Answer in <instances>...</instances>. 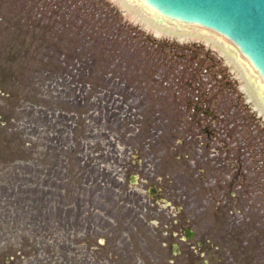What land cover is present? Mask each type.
Instances as JSON below:
<instances>
[{"label":"rangeland","instance_id":"1","mask_svg":"<svg viewBox=\"0 0 264 264\" xmlns=\"http://www.w3.org/2000/svg\"><path fill=\"white\" fill-rule=\"evenodd\" d=\"M70 1L0 0V21L54 9L52 29L28 38L34 57L68 59L33 81L34 66L12 62L0 39V80L19 92L0 93V123L12 117L0 128V264H264V116L237 72L220 50L157 35L118 0L104 2L132 38L106 43L87 14L97 0ZM64 2L91 34L70 13L63 26ZM87 53L88 79L72 60ZM14 128L37 145L27 161L6 157Z\"/></svg>","mask_w":264,"mask_h":264},{"label":"water","instance_id":"2","mask_svg":"<svg viewBox=\"0 0 264 264\" xmlns=\"http://www.w3.org/2000/svg\"><path fill=\"white\" fill-rule=\"evenodd\" d=\"M146 10L155 24L176 19L194 24L202 37L216 35L215 46L240 63L246 84L264 104V0H139L138 12Z\"/></svg>","mask_w":264,"mask_h":264},{"label":"trees","instance_id":"3","mask_svg":"<svg viewBox=\"0 0 264 264\" xmlns=\"http://www.w3.org/2000/svg\"><path fill=\"white\" fill-rule=\"evenodd\" d=\"M44 1V0H43ZM96 1V0H94ZM99 6L102 7V10L97 7L95 8V6L90 7V5L87 7V14H92L94 15V17L96 18L97 21V30H98V35L101 36L103 34V36L106 38V43H112V40L114 39V42L117 45H121V44H127V42H129L130 44V40H131V36H126L123 37V32L124 30L127 28L126 27V23L125 22H121V16L119 14V12L114 9L113 7H111L110 5L106 4L104 2V0H97ZM102 2V3H100ZM58 3L55 2V4ZM74 3H79V0H71L69 3V8L71 7L74 8ZM88 1H86V3L83 1L82 4H87ZM46 3L44 2L43 5H41L43 7V10L38 12L37 14H40V17L35 19L34 17H28V15H30V13L34 12V7L31 6L28 10H27V14L26 16H23L22 19H15L14 20H9V19H5V17L0 21V39L4 38L5 36V42H7V44L5 43V49L9 52L8 54L11 55V61L14 63H19V64H24L27 68L31 67L30 65H33V76L32 79L33 81L35 79H38L39 82H41L44 78V74L46 73L47 75L53 76L58 72L64 71L65 67L61 69L62 64L65 65V59L68 60L65 56L64 59L61 60L60 57L65 55L66 53L64 51H60V53L62 54L59 59L56 60H51L52 57H45L44 59L41 56H37L34 57L33 55V39L28 38L29 37V32L30 30H34L36 28H40L41 30L47 32L48 30L52 29V24L50 25V19L51 17L54 15V9H53V13L48 14V11L45 9L46 8ZM67 2H64L61 7L60 10H62L61 14H64V17H60L62 18V23L63 26L65 25V18H66V14L70 13V17L74 18L75 20H73L74 25L77 29H81L82 31L84 29L88 30L89 34H91V32L89 31L88 27L86 25V21L84 19H82L79 15L77 14V10L69 11L67 13ZM30 6V5H29ZM80 7V6H79ZM25 8V7H24ZM26 9V8H25ZM56 14V13H55ZM93 17V18H94ZM25 19V20H24ZM17 20V21H16ZM36 20V21H35ZM91 31H95L94 27H90ZM96 32V31H95ZM62 33L65 35V30L63 28ZM122 37V38H121ZM62 40V39H61ZM59 42H56V44H58ZM57 46V45H56ZM59 47H61L59 45ZM49 50H51L49 48ZM65 53V54H64ZM47 55V54H46ZM57 57L55 54H53V58ZM71 59V58H69ZM72 60H77L80 61L82 63V67L83 70L85 71V75L88 78H92L94 76V72H95V60H96V56L95 54H85L84 57L81 56H75L72 58ZM93 75V76H92ZM92 76V77H91ZM5 78H3V80H0V93H3L5 99L8 100H12L13 95L12 94H18L19 92H14V91H10L8 89L5 88ZM27 87L25 86V83H23L22 86V92L25 95L26 94V89ZM36 89V88H35ZM38 93L37 89H36V94ZM28 94H31L32 97L36 96L32 91L29 92ZM28 94L25 95L26 98H28ZM23 95V96H24ZM25 96L22 97L20 100H25ZM15 106L12 105L7 111L9 110H14ZM7 109V105L6 107H1V110ZM1 112V114L3 113ZM12 120V117H9L7 115L4 116V121H1L0 123V128H4L5 130H7V128H5V123L6 122H10ZM80 125V123L78 124ZM81 134L82 132L85 131V124H81ZM7 132V131H6ZM11 135L13 136V138H9L10 139H14L13 141L15 142V144L17 145H12V148H9V151L7 149H5L6 152V157H10L12 156L13 158H19L22 161H27L28 158L33 156L35 147L37 145H35L34 143H30L29 141L25 140L21 134L20 131H15V128L13 129V131L11 132ZM16 136V138H15ZM19 142V143H17ZM8 145H4V146H10L12 144V142H8ZM52 149V148H51ZM54 149V148H53ZM46 156H50L51 158L53 156H56L58 158L63 157V153L62 152H58L57 154H53L52 151L47 152ZM77 165V162L74 161L72 163L73 169L74 167ZM54 166V164H53ZM78 173V172H76Z\"/></svg>","mask_w":264,"mask_h":264},{"label":"bare ground","instance_id":"4","mask_svg":"<svg viewBox=\"0 0 264 264\" xmlns=\"http://www.w3.org/2000/svg\"><path fill=\"white\" fill-rule=\"evenodd\" d=\"M118 1L122 5V7H124L132 16L143 22L146 27H148L158 35L168 36L179 40H200L220 50V52L225 56L227 62L233 67V70L237 72L239 79L243 81L242 89L248 95L249 100L254 103L258 113L264 116V104H261L260 101L258 103L257 94L251 87L246 84V76L242 73L240 63H236V60L232 54L230 57H228L224 46L222 47V49L215 46V42L217 39L216 35L202 37L197 33L194 24H190V26L189 24H180V22L176 19L168 21L167 18H163L160 23L155 24V21L154 19H152L148 10L140 13L138 12L139 0H131V2H127V0Z\"/></svg>","mask_w":264,"mask_h":264},{"label":"flooded vegetation","instance_id":"5","mask_svg":"<svg viewBox=\"0 0 264 264\" xmlns=\"http://www.w3.org/2000/svg\"><path fill=\"white\" fill-rule=\"evenodd\" d=\"M156 196L158 197L159 194H157ZM189 234H190V233H188V229H186V230H185V235L188 237V240L191 241V240L193 239V237H189ZM186 239H187V238H186ZM202 247H203V243H202V242H199V243H198V248L201 249ZM175 248H176V247H175ZM175 248H174V249H175ZM178 253H180V251H179V252H176V254H178Z\"/></svg>","mask_w":264,"mask_h":264}]
</instances>
